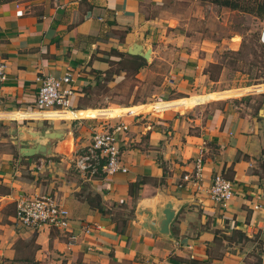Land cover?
Here are the masks:
<instances>
[{"label":"crops","instance_id":"0c3cea01","mask_svg":"<svg viewBox=\"0 0 264 264\" xmlns=\"http://www.w3.org/2000/svg\"><path fill=\"white\" fill-rule=\"evenodd\" d=\"M159 1H0V59L5 66L0 84L4 262L264 264V115L259 113L264 96L253 110L232 102L193 107L219 100L214 90L151 103L132 102L130 95L116 102L110 99L119 81L116 74L127 72L115 51L128 53L126 47L135 39L141 49L149 41L146 64L152 61L168 68L170 84L165 89L182 90L197 73L198 65L190 63L191 55L185 52L186 34L166 33L161 18L148 10ZM115 66V73L105 74ZM66 71L72 73L68 102L75 111L36 112L32 106L36 77ZM154 71L141 67L135 75L142 73L141 79ZM119 121L126 126L116 132L126 170L92 179L73 174L74 148ZM20 127L59 132L58 139L48 142L52 155L21 156L19 142L30 145L32 137ZM199 148L202 171L192 183L189 175ZM213 173L232 184L233 197L223 205L206 194ZM43 192L67 209L66 229L76 235L74 241L64 231L44 225L33 231L12 227L16 199ZM93 195L99 197L104 212L99 213ZM167 197L179 203L168 225L170 236L142 227L156 219ZM84 225L87 232L81 230Z\"/></svg>","mask_w":264,"mask_h":264},{"label":"rangeland","instance_id":"374dc122","mask_svg":"<svg viewBox=\"0 0 264 264\" xmlns=\"http://www.w3.org/2000/svg\"><path fill=\"white\" fill-rule=\"evenodd\" d=\"M159 2L148 10L161 18L162 30L166 33L174 30L186 34L189 44L185 52L191 55L189 62L198 65L197 73L191 74L193 76L187 79L189 84L182 90L173 89V86L165 89L170 84L168 68L165 69L162 63L155 66L152 61L149 64L145 62L144 69L154 68V73L146 72L141 79L139 75L142 73L135 75L127 71L124 76L117 73L115 79L119 81L111 91V101L125 100L130 95L132 102L147 100L151 103L214 90L213 96L219 100H205L193 107L232 102L241 106L249 105L253 110L259 105L258 101L264 96V20L246 11L217 6L213 0ZM169 18L174 20L168 21ZM143 43L144 48L149 41ZM134 83L139 86L132 88ZM152 92L154 94L149 96ZM70 169L74 174L72 167ZM0 264L20 263H7L0 258Z\"/></svg>","mask_w":264,"mask_h":264},{"label":"built area","instance_id":"2783aa9c","mask_svg":"<svg viewBox=\"0 0 264 264\" xmlns=\"http://www.w3.org/2000/svg\"><path fill=\"white\" fill-rule=\"evenodd\" d=\"M264 34V30H263ZM5 79L4 61L0 59V84ZM38 84L32 100L36 112H74L69 107L68 98L71 95L72 73L66 71L61 76L42 73L36 77ZM48 119L56 117L40 116ZM73 118V116L71 117ZM126 127L119 121L114 125L105 126L93 133L89 142L74 148L70 156V165L74 172L87 179L111 176L123 172L126 166L119 157L116 132ZM190 179L192 183L200 177L203 165V149L199 148L192 160ZM206 194L216 203L225 204L233 197L232 184L219 174H212L206 186ZM257 207V205H254ZM67 209L61 205L51 194L37 193L30 196H19L14 205L11 225L14 229L33 231L40 225L52 227L67 233V239L74 241L76 235L67 231ZM87 232V226L81 227Z\"/></svg>","mask_w":264,"mask_h":264},{"label":"water","instance_id":"95a60500","mask_svg":"<svg viewBox=\"0 0 264 264\" xmlns=\"http://www.w3.org/2000/svg\"><path fill=\"white\" fill-rule=\"evenodd\" d=\"M140 40L135 39L133 43H129L126 47V51L132 55H138L141 59L146 61L148 59L149 48L146 46L141 49ZM260 114L264 115V108L259 111ZM20 129L32 137L30 145H23L19 142L18 152L21 156H32L35 153H41L46 155H52L49 150L48 142L54 141L60 137L59 132H55L51 129H39L30 130L28 127H20ZM179 208V203L174 202L172 197H167L160 206V211L155 220L149 223H142V227L150 230H155L157 233L170 236L168 231V225L170 220L173 218Z\"/></svg>","mask_w":264,"mask_h":264},{"label":"trees","instance_id":"16d2710c","mask_svg":"<svg viewBox=\"0 0 264 264\" xmlns=\"http://www.w3.org/2000/svg\"><path fill=\"white\" fill-rule=\"evenodd\" d=\"M0 1H4V0H0ZM5 1H12V0H5ZM213 1L214 3H216L217 6L225 7L229 10L246 11L258 16L259 19L264 20V0H213ZM159 3H161V1ZM115 52L118 53L117 55H119L121 62L120 67L126 68L127 71H131L132 74H135L139 68L145 65L144 60L137 55H131L126 52H117V51ZM117 61H119V59H117ZM114 62L115 61H113L112 63ZM116 71H117L116 69L113 71L112 69H109L108 71L105 72V74L112 75ZM133 185H135V183H133L132 186ZM130 186L131 185L128 184V191ZM128 193L130 200H132V198L130 197V191ZM92 199L94 200L96 207L99 210V213L104 212L102 206L100 205L99 197L97 195H93Z\"/></svg>","mask_w":264,"mask_h":264},{"label":"bare ground","instance_id":"6f19581e","mask_svg":"<svg viewBox=\"0 0 264 264\" xmlns=\"http://www.w3.org/2000/svg\"><path fill=\"white\" fill-rule=\"evenodd\" d=\"M128 37H130V35L128 34Z\"/></svg>","mask_w":264,"mask_h":264}]
</instances>
